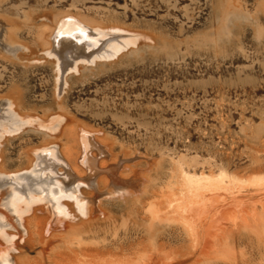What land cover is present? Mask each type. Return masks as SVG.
<instances>
[{"label": "rangeland", "instance_id": "374dc122", "mask_svg": "<svg viewBox=\"0 0 264 264\" xmlns=\"http://www.w3.org/2000/svg\"><path fill=\"white\" fill-rule=\"evenodd\" d=\"M210 12V0H0V44L5 29L17 42L15 51L0 46V100L36 117L68 112L74 130H94L114 157L133 158L134 169L125 175L137 176L142 189L103 204L106 214L111 211L115 218L104 225L108 242L124 238L126 224L143 218L144 229L139 226L137 234L130 235L137 240L131 250L135 257L160 254L155 241L167 239L170 228L179 233L176 244L188 246L187 233L169 220L179 218L181 175L223 173L227 186L209 202L211 244L181 256L179 264H264V184L255 185V179L264 177V53L246 58L189 51L184 37L203 27ZM66 13L93 26L120 29L138 41L117 62L83 70L60 94L53 64L43 50L55 19ZM243 40L255 47L250 33ZM41 131L25 126L8 135L3 142L4 171L27 168L33 149L58 139ZM132 206L138 214H132ZM158 220L165 222L161 226L167 232L160 231L156 238V226L149 225ZM6 230L15 245L0 238L3 247H12L14 258L22 255L40 264V247L26 243L18 233L21 228ZM99 241L102 237L86 243ZM167 249L164 253L172 257Z\"/></svg>", "mask_w": 264, "mask_h": 264}, {"label": "bare ground", "instance_id": "6f19581e", "mask_svg": "<svg viewBox=\"0 0 264 264\" xmlns=\"http://www.w3.org/2000/svg\"><path fill=\"white\" fill-rule=\"evenodd\" d=\"M2 24L0 22V25ZM4 31L2 38L4 43L0 44L1 48L9 51L8 46H13L12 51H15L14 45L17 42L13 41L8 29ZM46 38L47 48L43 53L53 64L55 90L60 94L69 87V81L73 77L82 76L83 70H93L101 65L114 63L128 47L138 41L137 36L117 28L107 30L93 26L71 13L55 19ZM12 105L10 101L0 100V238L12 243V247L15 241L10 240L13 235H9L7 227L17 231L21 228L18 233L26 237L25 242L40 247V264H179L181 256L191 255L211 244L209 240L213 230L212 222L208 220L211 212L209 202L216 191L227 186L226 174L221 173L215 177L183 172L181 179L184 189L181 188L183 190L180 191L182 198H177L176 203L179 211V215H176L179 218L169 220L179 223L180 229L187 233L190 244L186 247L184 246L186 242L184 245H177L179 238L177 230L170 228L167 232L166 228L162 227V223L165 222L158 220L151 222L149 228L156 226V238L161 236L158 235L160 231L163 234L166 231L168 238L165 240L162 238L160 243L159 240L155 241V245L157 244L156 249L154 247L155 252L162 249L159 252L164 253L163 250L168 248L172 257L165 253L164 256L161 253L145 256L144 252L143 257H135L131 250H134L137 240L134 241L130 235L138 232L140 222L144 219L130 220L131 224H126L125 237L108 242L104 225L107 224L106 221L114 223L115 221L111 220L115 218L110 216L111 211L106 214L103 209L105 201H114L112 198L116 196L128 197L141 191L139 178L125 175V171L133 167L131 163L133 158L126 154L114 157L112 148L94 130L83 126L79 127V131L77 128L74 130L68 112L60 110L51 117H36L32 114H20ZM25 126L39 128L46 136L58 139L33 149L27 168L6 172L3 170V142L9 139L8 135L20 131ZM255 181H257L255 185L264 184V177ZM178 195L180 196V193ZM178 195L173 196L179 197ZM129 200L131 203L132 199ZM132 209L134 211H131L132 214H138L137 207L132 206ZM263 217L264 214L260 219L263 220ZM76 224L79 226L76 227ZM100 237L102 241L86 243L88 239ZM12 247H3L0 241V264H34L28 257L22 255L14 258L10 253Z\"/></svg>", "mask_w": 264, "mask_h": 264}, {"label": "clouds", "instance_id": "9594fccd", "mask_svg": "<svg viewBox=\"0 0 264 264\" xmlns=\"http://www.w3.org/2000/svg\"><path fill=\"white\" fill-rule=\"evenodd\" d=\"M210 7L206 24L183 39L189 51L246 58L264 53V0H210ZM249 33L255 47L243 40Z\"/></svg>", "mask_w": 264, "mask_h": 264}]
</instances>
